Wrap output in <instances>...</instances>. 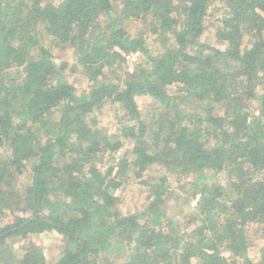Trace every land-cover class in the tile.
<instances>
[{"label":"trees","instance_id":"obj_1","mask_svg":"<svg viewBox=\"0 0 264 264\" xmlns=\"http://www.w3.org/2000/svg\"><path fill=\"white\" fill-rule=\"evenodd\" d=\"M52 232V264H264V0H0V264Z\"/></svg>","mask_w":264,"mask_h":264},{"label":"rangeland","instance_id":"obj_2","mask_svg":"<svg viewBox=\"0 0 264 264\" xmlns=\"http://www.w3.org/2000/svg\"><path fill=\"white\" fill-rule=\"evenodd\" d=\"M217 7V6H216ZM218 11H215L214 14H216ZM54 59L56 60V62H60L62 60H68L71 61L72 57L70 55V52H59L56 53L54 55ZM75 75V74H73ZM73 75H70L68 78V81L72 84V86H74L76 89H87V83L85 82V79L80 78L77 80L74 78ZM103 124H106L108 126H110L112 123H106L103 122ZM149 178V177H148ZM128 191V190H127ZM126 193V192H124ZM130 197L128 195H126L125 199H124V203H122V205H120L121 209L125 212L126 210V205H127V201ZM177 206V205H176ZM173 207L172 209H170V213L172 215H176L179 211H180V207ZM12 213V214H11ZM8 215L3 219L5 221V223H10L12 222V220L14 219V217H20L21 213L18 211H14V212H10L7 213ZM32 241H34L35 243L42 245L45 247L46 253H47V262H49V264H52V262H54V260H56L59 257V254L62 252L63 250V245L60 244V241L57 237V233L52 232L50 234H41V235H37V236H33L32 237ZM249 256L252 259H255V257L258 255V250L256 246H251L248 250Z\"/></svg>","mask_w":264,"mask_h":264},{"label":"built area","instance_id":"obj_3","mask_svg":"<svg viewBox=\"0 0 264 264\" xmlns=\"http://www.w3.org/2000/svg\"><path fill=\"white\" fill-rule=\"evenodd\" d=\"M138 54L137 53H135V54H131V55H129V56H127L126 57V59L131 63V62H135L136 60H137V56ZM129 63V64H130Z\"/></svg>","mask_w":264,"mask_h":264}]
</instances>
